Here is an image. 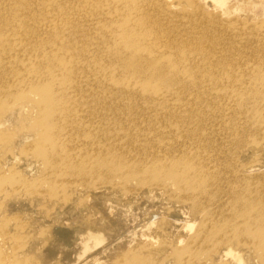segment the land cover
Returning <instances> with one entry per match:
<instances>
[{"label":"rangeland","instance_id":"obj_1","mask_svg":"<svg viewBox=\"0 0 264 264\" xmlns=\"http://www.w3.org/2000/svg\"><path fill=\"white\" fill-rule=\"evenodd\" d=\"M0 264H264V0H0Z\"/></svg>","mask_w":264,"mask_h":264},{"label":"bare ground","instance_id":"obj_2","mask_svg":"<svg viewBox=\"0 0 264 264\" xmlns=\"http://www.w3.org/2000/svg\"><path fill=\"white\" fill-rule=\"evenodd\" d=\"M118 7H119V5L116 8H118ZM116 8H114V10ZM121 13H122V11H121ZM124 32H125L124 33V40H123L124 45L121 46L120 49L117 48L115 50L116 55L121 54L122 61H126L125 64H127V65L124 64L126 67H131V66L141 67L143 64L147 65V62H145V60L143 59V57H144L143 51L146 50V47H145V45H143V43H139L135 39L136 38L135 36H137L139 33L138 27L134 26L133 29L127 30ZM111 51H109V53ZM148 67H149V69H152V70H149V71H151L150 73L161 76V67L162 66L158 67L156 63L150 62ZM145 73H147L146 70L137 71V75L145 74ZM162 77L164 79L166 78V77H164V74H162ZM175 80H177V79H175ZM50 89H52V88H50ZM52 102L55 104V101H53V99H52ZM52 102H49V104L53 105ZM176 178H178V177H176Z\"/></svg>","mask_w":264,"mask_h":264}]
</instances>
